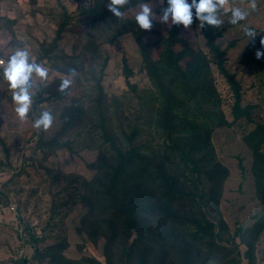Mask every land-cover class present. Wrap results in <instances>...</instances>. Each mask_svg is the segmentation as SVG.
I'll use <instances>...</instances> for the list:
<instances>
[{
  "label": "rangeland",
  "instance_id": "rangeland-1",
  "mask_svg": "<svg viewBox=\"0 0 264 264\" xmlns=\"http://www.w3.org/2000/svg\"><path fill=\"white\" fill-rule=\"evenodd\" d=\"M84 1L0 0V60L6 62L15 50L27 47L36 62L41 63L49 72L47 82L34 80L32 110L29 118L21 122L15 113L11 89L3 79L0 65V264H56L49 260L50 255L46 249L54 243L60 244L63 259L75 261L91 257L105 264L103 239L98 238L91 243L84 233L76 231L82 212L81 205L77 201H67L66 205H71L67 209L58 205L65 198L60 188L72 176L88 179L94 172V168L88 166V163L94 160L96 153L95 131L80 124L60 133L58 116L61 108L68 105L71 99L83 102L85 115H89L88 107L94 106L92 100L96 96L91 90L95 78L98 77L101 101L105 104L104 116L110 117L109 126L112 131L118 133L117 126H124L125 123L120 121V117H123V121L136 122V127L140 128L135 143L158 142L159 132L155 124L158 115L150 112L151 116H148L147 110H138V96L147 98L155 87L142 66L135 35L140 36L145 45H148V57L153 61L159 59L164 46L158 38L166 37L172 26L171 21L164 23L162 20V0L141 1L134 6L125 7L124 18L135 21L140 6L147 4L153 9V26L151 31L138 30L135 21L134 33L121 34H115L117 27H108L97 19L90 20L86 15L78 16L79 5L82 6ZM95 3L98 11L107 9L108 0H96ZM255 4V10L251 11L252 0H229L225 6L226 14L221 16L224 23L218 28L221 33L214 39L224 49V68L239 84L240 107L249 106L248 116L244 115L232 122V91L209 61L211 56L195 16L188 29L178 26L176 39L171 47L172 52L177 53L186 45L193 49L192 52L200 51L209 61L207 78L215 93V112L220 117L215 123L217 125L209 132V142L216 160L226 168L227 175L222 181L215 209H208L205 218L214 220V215L220 217L226 225L227 235H231L236 227H241L245 233L250 232L247 230L252 228L263 212L253 190L250 148L242 138L256 124L264 126V87L261 85L264 73H260L258 69H249L245 62V59L247 61L254 57L259 47H262L260 39L264 36V0H255ZM59 5H64L71 19L62 28L58 38L56 29L62 20ZM232 7L249 10L247 19L237 25L228 23ZM245 27L257 32L254 40L245 36ZM87 35L93 37L92 41L96 46L92 54L88 51L91 49L90 44L87 49L82 47L88 42ZM54 38L55 45L49 58L39 59L41 49L46 48ZM248 43L251 47L247 46ZM74 58L81 63V70H77L75 76L53 68V65L61 67L57 63L64 66ZM185 58L188 57H181L179 63L183 64ZM161 65L166 67L163 63ZM123 67L129 71L127 78ZM167 70L169 75L170 70ZM66 78L71 79L72 84L62 98H48V92L58 91L61 80ZM204 109L206 114L212 113V105L206 104ZM43 110L50 111L54 116L53 125L47 131L33 127L34 120ZM172 113L175 114L174 111ZM117 114L122 115L117 118ZM146 116V122L142 124V117ZM246 117L250 120L247 121ZM123 129L125 133L129 130L126 126ZM53 137L69 141L70 150L59 147L46 153L43 158L45 150L37 146V141H48ZM25 225L36 236L42 237L37 242L38 249L45 251L41 258L27 260L33 250L26 241V233L22 231ZM233 238L237 248L231 251L232 260L228 258L231 260L228 264H246L243 255L245 246L239 242L237 235ZM224 244L229 245L227 242ZM263 246L264 238L261 235L253 241V264H264L262 253L259 252Z\"/></svg>",
  "mask_w": 264,
  "mask_h": 264
},
{
  "label": "trees",
  "instance_id": "trees-1",
  "mask_svg": "<svg viewBox=\"0 0 264 264\" xmlns=\"http://www.w3.org/2000/svg\"><path fill=\"white\" fill-rule=\"evenodd\" d=\"M95 1L85 0L82 6L79 5L77 15L97 19L111 28L117 27L115 34L134 33V20L118 19L108 9L98 11ZM141 1L148 0H131L126 7ZM161 5L165 8L166 0H162ZM58 7L62 16L56 29L59 38L60 31L71 17L64 5ZM219 30L199 27L211 56L209 61L232 91L231 115L232 122H235L249 115V106L240 107V86L224 68V49L214 40L221 33ZM177 31L178 26L172 25L166 37L159 36L158 40L164 48L155 61L148 57V45L135 35L142 66L155 87L147 98L138 96V110H147L148 116L151 113L158 115L155 119L159 130L157 143H135L140 128L136 127V122L123 121L122 114H117V118L120 117L124 126H117L118 133L112 131L110 117L104 116L105 104L101 101L98 77L91 87L96 96L92 100L94 106L88 107L89 115H85L83 102L78 103L75 99L61 108L58 132L63 133L82 124L95 131L97 145L94 160L88 163L94 172L88 179L72 176L60 188L65 198L58 205L64 209L71 206L66 205L67 201H77L81 205L76 231L84 233L91 243L98 238L103 239L105 264H228L232 260L231 251L237 248L234 235L245 246L243 255L246 264H253V241L261 235L264 238V126L256 124L242 136L250 148L253 190L263 212L247 230L250 232L245 233L241 227H236L231 235H227L226 225L220 217L214 215V220L205 218L208 209H215L222 181L227 175L226 168L216 160L209 142V132L220 120L215 112V93L207 78L209 61L200 51L192 52L193 49L186 45L183 50L172 52ZM87 39L82 47L87 49L90 44L88 51L92 54L96 46L91 35H87ZM54 45L55 38L41 49L38 58H49ZM247 46L251 47V44ZM259 51L264 52V47H259ZM185 56L188 58L180 64L179 60ZM245 62L249 69L264 73V57L257 59L254 56L247 61L245 59ZM57 64L61 67L53 65V68L65 73H70L73 68L81 70V63L75 58L68 60L64 66ZM167 69L170 70L169 75ZM123 71L127 78L128 69L123 67ZM261 85L264 87V80ZM48 95V98L61 99L64 93L51 91ZM206 104L212 105V113L206 114ZM146 119L147 116L142 117L141 123L145 124ZM125 126L129 129L127 133L123 129ZM37 146L45 150L43 158L59 147L70 150L69 141L56 137L48 141L38 140ZM23 230L33 250L27 260L41 258L45 251L38 249L37 242L42 237L36 236L27 225ZM46 249L49 260L56 264H101L91 257L75 261L63 259L58 243L50 244ZM259 252L263 259L264 246ZM21 261L24 262L23 259Z\"/></svg>",
  "mask_w": 264,
  "mask_h": 264
},
{
  "label": "clouds",
  "instance_id": "clouds-1",
  "mask_svg": "<svg viewBox=\"0 0 264 264\" xmlns=\"http://www.w3.org/2000/svg\"><path fill=\"white\" fill-rule=\"evenodd\" d=\"M229 0H166V7L162 9V20L164 23L171 21L172 25L183 26L188 29L195 19L199 21V27L220 28L224 20L221 16L226 14L225 6ZM131 3V0H108L107 9L118 19H124L125 13L122 11ZM256 8L255 0H252L251 11ZM194 10V12H193ZM229 10V9H228ZM227 10V11H228ZM231 16L228 23L237 25L247 19L249 10H242L239 7L230 9ZM153 9L147 4L140 6L139 12L135 16V21L141 30L151 31L153 26ZM244 34L249 40H254L257 32L251 28H243ZM260 44L264 47V36L260 39ZM257 59L264 57V52L256 51ZM2 65L3 79L11 89L12 103L15 105V113L21 122L29 118V113L33 106V82L39 80L41 83L47 82L49 72L46 67L31 56L30 50L25 47L15 50L7 59L0 60ZM70 75L75 76L76 70L70 69ZM72 84L71 79L61 80L58 91L66 93ZM54 122L53 114L48 110L40 111L39 116L34 120L33 127L38 130L47 131Z\"/></svg>",
  "mask_w": 264,
  "mask_h": 264
}]
</instances>
